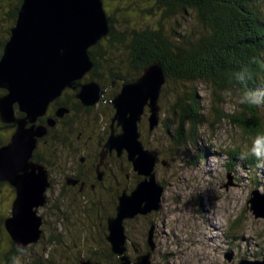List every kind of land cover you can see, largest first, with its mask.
I'll return each mask as SVG.
<instances>
[{
	"label": "rangeland",
	"instance_id": "374dc122",
	"mask_svg": "<svg viewBox=\"0 0 264 264\" xmlns=\"http://www.w3.org/2000/svg\"><path fill=\"white\" fill-rule=\"evenodd\" d=\"M103 4L108 19L112 17L113 28L117 33L130 28L155 29L158 21L162 20L160 15L148 13V9L153 6V2L148 0H103ZM161 23L165 28L171 26L168 20ZM181 28L189 32L202 30L196 16L190 14L186 22H182ZM106 47L108 48V44ZM119 57H123V51ZM113 68L100 70L103 75L94 79L91 70L72 87H67L62 95L50 104L45 116L47 119L57 113L61 108L56 109L58 103L63 101H67L70 106L68 109H74L75 113L70 110L66 123L55 126L53 137H67L65 143L53 145L52 138L49 137L47 141L41 144L39 142V148L36 149L41 153L42 159L48 162L43 161L42 165L46 167L50 181H53L47 193V203L39 209L44 219L42 237L25 251V264H82V261H88L90 258L96 261L95 263L119 264L116 257H109L110 242L104 236L102 228L106 225L104 216L117 213L114 202L116 196L128 189L127 187L131 191L142 178L135 170L134 163L129 160L128 153L120 155L114 150L115 158H111L110 163L107 161L104 168L106 180L98 186L96 192L100 197L103 195L102 203L105 209L99 204L102 197H98L94 191L89 189L85 193L86 197H82L66 185L69 184V176L73 178L74 172L80 167L82 158H87L89 153L99 154V143L104 144V133L110 129L108 122L116 113L111 99L115 98L119 89L110 71L128 73L130 67L128 64H122ZM79 81L83 84L77 83ZM93 82L98 84L105 94L96 105L86 106L73 95L79 94L82 85ZM75 85L78 87L76 91L72 90ZM193 85L166 82L158 101L159 124L154 130L150 129L149 107H146L140 123L141 140L145 149L157 152L159 159L155 172L164 190L159 211L125 221L128 236L126 254L133 264H137L138 256L145 254L148 247L150 248L148 241L151 231L156 243L152 264H240L243 260H263L264 219H257L253 215L248 201L255 190L264 194V183L263 180L258 184L254 182L250 177L251 173L247 172L249 167H241V162H234L230 156L238 148L242 151L251 150L255 140L247 127L242 128L232 121V117L235 119V115L241 110L238 93L229 90L232 96H227L226 92L217 97L213 85L208 82L196 83L194 88H197V96L204 109L203 124L194 129L195 143L182 150L173 146L171 135L174 129L178 128L173 124L175 105L180 102V98H187L183 96H188L189 90H194ZM77 99L86 109L92 108V111L79 108ZM245 117L248 119V116ZM259 117L261 128L264 129L262 107ZM40 119L37 125L46 126L39 122ZM166 121L171 127L169 130L166 129ZM46 127L48 130L51 128L48 125ZM184 128L188 130L186 126ZM80 133L83 136L82 144L79 143ZM90 134L93 135L91 143L87 139ZM78 144L76 152L75 146ZM106 144L103 145L104 148ZM108 151L109 149L101 152L100 158L108 156ZM32 159L35 161L34 156ZM92 160L95 164L100 161ZM229 163L236 165L235 168L230 169ZM91 175L94 178V174ZM0 191V213H10L11 216L16 194L11 192L12 188L9 186L0 188ZM221 200H226L227 215L224 221L219 219ZM94 203L97 206H94ZM233 235V239L229 240L227 236ZM1 236L3 239L0 240V264L2 255L12 247L7 231H2Z\"/></svg>",
	"mask_w": 264,
	"mask_h": 264
},
{
	"label": "water",
	"instance_id": "95a60500",
	"mask_svg": "<svg viewBox=\"0 0 264 264\" xmlns=\"http://www.w3.org/2000/svg\"><path fill=\"white\" fill-rule=\"evenodd\" d=\"M18 14L17 26L11 30L0 60V89L7 91L0 98L1 119L5 124L17 126L10 143L0 148V182L16 189L5 226L18 249L25 252L42 237L44 219L39 209L47 203L51 187L46 167L32 159L39 140L49 132L46 126L37 125L38 119L46 116L50 104L67 87L92 70L90 49L110 33L111 27L103 0H24ZM165 83L163 68L152 65L137 81L125 83L112 101L116 113L106 148L120 155L127 152L142 177L132 191L121 192L117 213L108 219L107 240L122 264H133L126 254L125 221L159 211L162 205L164 188L155 172L159 158L157 152L145 149L139 126L146 107L151 109L150 129L159 124L158 101ZM104 94L93 82L82 85L77 97L84 105L94 106ZM17 112L25 116L18 117ZM68 112L61 107L56 118L63 119ZM56 118H48L47 125L55 127ZM116 123L122 128L121 133L116 132ZM68 182L77 183L72 178ZM248 204L257 219H264V194L253 191ZM153 238L151 231L148 241L151 250L140 255L137 264H152V253L156 250ZM82 264L94 263L88 260ZM240 264H264V257L253 262L243 260Z\"/></svg>",
	"mask_w": 264,
	"mask_h": 264
},
{
	"label": "trees",
	"instance_id": "16d2710c",
	"mask_svg": "<svg viewBox=\"0 0 264 264\" xmlns=\"http://www.w3.org/2000/svg\"><path fill=\"white\" fill-rule=\"evenodd\" d=\"M148 1L150 3L153 2L152 8L154 9H148V13L155 16L160 15L161 21L168 20L171 22V26L165 28L162 26L161 21H158L159 24L155 29H148L149 27L142 30L130 28L117 33L114 31L111 17L109 19L110 33L99 44L90 49L91 58L95 64L91 72L93 79L103 75L100 70L105 71L122 64L124 66L128 64L130 67L128 73L110 71L111 77L116 80L119 86L117 91L119 93L125 83L136 81L150 66L160 65L164 70L166 82L194 84L193 88L196 87V83L208 82L214 86V93L217 97L229 90H235L241 97L248 90L264 87V0ZM23 2L24 0H0V60L4 54L6 44L11 38V30L17 24L18 12ZM189 14L196 16L198 23L202 26L201 32H189L181 28L182 22H186ZM176 34H178V37H176ZM107 44L108 48L106 47ZM121 51H123V57L120 58ZM113 70H117V68H113ZM243 73H245V81L241 82L237 79V76ZM162 90H164V86ZM6 94V90L0 89V98ZM117 94H114V97ZM74 97L77 98V94ZM183 97L187 98H180V102L175 105V122L173 124L178 126V128L174 129L171 135L173 146L178 150L187 148V146L196 142L194 129L203 124L204 119L202 113L204 109L197 96V88L189 90L188 96ZM77 105L79 108L84 107L79 100ZM59 107L70 108L67 101L58 103L56 109ZM240 107L241 110L235 115V119L232 117V121L242 128L247 127L254 138L264 135V129L261 128L260 124V107L247 104H240ZM262 108L264 109V107ZM89 110L92 111V108H89ZM241 115L242 118L244 117L243 119ZM17 116L24 117L25 115L17 112ZM245 116H248V119ZM51 117L56 118V113H53ZM114 117L115 114L110 117V122H108L110 129L104 133V144L107 143L112 133ZM56 119L58 125L62 122L66 123L65 121L67 120V118ZM39 122L47 126V118L44 117ZM165 124L167 126L166 129L169 130L171 127L167 125V121ZM69 126H71L70 123ZM55 128H49V134L44 139L39 140L40 144L47 141L49 137L52 138L53 145L65 143L67 137L63 139L53 137ZM16 129V124H5L0 115V148L10 143ZM115 130L117 133H121V129L117 128V125H115ZM251 150L242 151V149L238 148L230 154L231 159L234 162H241V167L247 165L249 167L247 172L251 173L250 177L254 182L258 184V182L263 180L264 183V167L259 166L260 162L252 154ZM242 156L244 158H241ZM34 159L41 165L45 161L42 159L39 150L35 151ZM45 162L48 163L47 161ZM228 165L230 169H234L236 166L231 163ZM97 169V164L95 165V163L89 169V173L94 174L95 181L98 180ZM160 185L164 188L162 183ZM7 186L12 188L11 192L16 194V189L9 183L0 184L2 189ZM9 214L0 213V235H2V231H7L5 223L10 217ZM115 215L116 212L113 215L110 213L103 218L106 223L102 228L105 237L109 235L108 219ZM8 236L11 239L12 247L11 250L5 251V254L2 255L1 264H13V258L21 254L9 233ZM227 237L230 240L233 239L234 235ZM2 239L1 236L0 240L2 241ZM104 241L106 242L105 238ZM231 245H234V243ZM109 248V257H116V262L122 264L120 258L113 253L111 244L108 246ZM150 250L151 248L148 247V251ZM148 251H145V254ZM0 253L2 252L0 251ZM89 260L94 264H101L95 263L96 261L91 258Z\"/></svg>",
	"mask_w": 264,
	"mask_h": 264
},
{
	"label": "flooded vegetation",
	"instance_id": "af4514ba",
	"mask_svg": "<svg viewBox=\"0 0 264 264\" xmlns=\"http://www.w3.org/2000/svg\"><path fill=\"white\" fill-rule=\"evenodd\" d=\"M78 83V82H77ZM79 84H83V82H79ZM77 86L75 85V87H74V89H72V90H74V91H76L77 90ZM73 96H75V95H73ZM83 109H85V110H89V109H86L85 107H83ZM69 110V109H68ZM71 110V113H75V110L74 109H70ZM70 110H69V112L65 115V117L64 118H66L67 116H69L70 115ZM63 118V119H64ZM113 124V123H112ZM57 125H58V121H57ZM56 125V126H57ZM116 125V124H115ZM76 128H77V125H76ZM117 128H120L121 129V132H122V128L121 127H118L117 126ZM48 134H49V132H48ZM92 138H93V135H91L90 134V136L87 138L88 139V142L89 143H91L92 142ZM83 139V136H82V133H80V140H79V143H81V140ZM101 139H99L98 140V142L100 141ZM72 141V140H71ZM83 141V140H82ZM95 143V142H94ZM82 144V143H81ZM84 144H85V141H84ZM99 145L101 146V151H100V154H101V152H103L104 153V150L106 151L107 149H106V147L104 148L103 146H102V143H99ZM72 146H73V143H72ZM78 146H79V144L78 145H76L75 146V149H76V152H77V148H78ZM103 147V148H102ZM75 152V153H76ZM109 152V151H108ZM124 153V152H123ZM90 155L87 157V158H85V157H83L82 158V160H81V165H80V167L76 170V172H74V177L72 178L73 180H76L77 181V183H75V184H73V183H67V185L69 186V187H71V189L73 190V191H76V192H78V195H81L82 197L84 196V197H86L85 196V193H87V191L90 189V190H92V191H94V193L98 196V197H100L99 196V194L96 192V190H97V188H98V186H100L102 183H105L104 181L106 180V177H105V173L104 172H106V170L104 171V168H105V166H106V164H107V161H108V163H110V161H111V158L113 159V158H115V151H112V152H110V153H108V156H104V158H100V156H99V154L97 153L96 155H93V154H91V153H89ZM110 155V156H109ZM92 159H100V161H99V163L97 164V171H98V177H97V181H95V179L94 178H92L91 176V173H89V169H91L92 167H93V164H94V162H93V160ZM103 159V160H102ZM69 161H72V159H68ZM92 160V161H91ZM101 162V163H100ZM96 165V164H95ZM100 174L102 175V180H100ZM69 178H71V176H69ZM53 181V180H52ZM52 181H51V184H52ZM128 189H126L127 191H129L130 192V190H129V187H127ZM135 188V187H134ZM133 190V189H132ZM131 190V191H132ZM49 191V190H48ZM124 191V190H123ZM121 193V192H120ZM75 195H77L76 193H75ZM102 197V198H101ZM101 203H99L100 205H101V208L103 209H105V207L103 206V203H102V201H103V195H101ZM118 195L116 196V198H115V210L117 211V204H118V202H119V200H118ZM94 206H97V204L96 203H94Z\"/></svg>",
	"mask_w": 264,
	"mask_h": 264
},
{
	"label": "clouds",
	"instance_id": "9594fccd",
	"mask_svg": "<svg viewBox=\"0 0 264 264\" xmlns=\"http://www.w3.org/2000/svg\"><path fill=\"white\" fill-rule=\"evenodd\" d=\"M241 82L245 81V73L237 76ZM227 96H232V92L228 91ZM239 103L247 104L249 106L264 107V87L257 88L255 90L246 91L239 99ZM203 131V129H202ZM231 144V141H229ZM252 154H254L257 160L260 162L259 166L264 167V135H259L253 141ZM241 158H244L243 156ZM48 193V192H47ZM226 200H221L219 203V219L224 221L227 213L225 212ZM20 255L13 258V264H25L23 255H25L24 249H20ZM257 261V260H256Z\"/></svg>",
	"mask_w": 264,
	"mask_h": 264
},
{
	"label": "bare ground",
	"instance_id": "6f19581e",
	"mask_svg": "<svg viewBox=\"0 0 264 264\" xmlns=\"http://www.w3.org/2000/svg\"><path fill=\"white\" fill-rule=\"evenodd\" d=\"M112 123L114 124V118H113V121H112ZM113 124H112V126H113ZM116 125H117V123H116ZM117 126H118V125H117ZM118 127H119V126H118ZM253 261H255V260H253ZM253 261H252V262H253Z\"/></svg>",
	"mask_w": 264,
	"mask_h": 264
}]
</instances>
